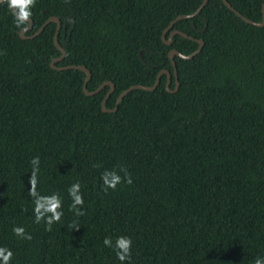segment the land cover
<instances>
[{"label": "trees", "instance_id": "obj_1", "mask_svg": "<svg viewBox=\"0 0 264 264\" xmlns=\"http://www.w3.org/2000/svg\"><path fill=\"white\" fill-rule=\"evenodd\" d=\"M228 1L262 21L264 0ZM202 2L36 0L25 35L59 17L66 57L56 67L88 68L89 92L112 82L106 108L115 109L128 87L155 84L163 69L172 71L176 88L170 49L191 54L200 42L175 34L166 44L162 34ZM56 28L51 23L23 39L7 3L0 4V247L12 251L9 264L264 259V26L242 20L223 0H208L172 28L205 41L192 59L176 55L179 89H168L165 73L157 89L132 90L115 113L102 110L109 86L87 96L83 71L51 67L61 55ZM36 157V195L30 196ZM105 172L121 177L115 189L104 185ZM76 183L84 203L71 209L69 189ZM54 194L62 215L49 231L52 213L42 208L37 223L34 202ZM121 236L132 241L131 259L123 262L116 255Z\"/></svg>", "mask_w": 264, "mask_h": 264}, {"label": "clouds", "instance_id": "obj_2", "mask_svg": "<svg viewBox=\"0 0 264 264\" xmlns=\"http://www.w3.org/2000/svg\"><path fill=\"white\" fill-rule=\"evenodd\" d=\"M4 2L7 3L8 9L10 13L14 17V23L18 29H21L22 31L27 30V26L29 25V20L32 16L31 9L35 6L36 0H4ZM33 167L32 176L30 179L31 188L29 191L30 196L36 195V185H37V175H36V168L35 166L39 163V157L33 158L31 161ZM102 179L104 182V185L107 187H110L112 189H115L117 184L121 182V177L116 174L115 172H105L102 174ZM126 182L131 184L132 180L130 176H126ZM80 189V184L76 183L72 185L69 189V194L71 197H74V201L71 205V209L75 207L77 204H83V198L81 195H77V191ZM106 190V189H105ZM35 220L37 223L41 221V217L43 216V213L41 212V209L43 208L47 212H51L52 215L47 218V230H51V225L53 221H59L61 219V212H58L57 209L61 206V200L59 199V196L54 194L50 197H41L40 199H37L35 202ZM13 232L20 236L21 238L25 239H31V236L27 233H25V230L23 227H14ZM106 246L111 247V240L109 238H105L103 242ZM131 239L128 237H119L116 241V248L118 249L116 255L118 259L123 262L125 260L131 259ZM13 256V253L11 250L0 247V258L3 260V264H9V261L11 260ZM255 264H264V259L257 258L255 260Z\"/></svg>", "mask_w": 264, "mask_h": 264}, {"label": "water", "instance_id": "obj_3", "mask_svg": "<svg viewBox=\"0 0 264 264\" xmlns=\"http://www.w3.org/2000/svg\"><path fill=\"white\" fill-rule=\"evenodd\" d=\"M224 3L231 9L233 10L236 15H238L242 20L248 22V23H251V24H254L256 26H264V3L262 5V11H263V18H262V21L260 22H257V21H254L246 16H244L240 11H238L235 7H233V5L228 1V0H223ZM4 2V0H0V4ZM208 3V0H203L202 4L195 10L193 11L192 13H189V14H182V15H179L177 16L173 21H171V23L164 29L163 31V34H162V39L164 41V43L166 44H171L172 43V39H173V36L175 34H180L186 38H190V39H195L197 41L200 42V46L197 50H195L194 52H192L191 54H185L181 51H179L177 48H172L170 49L169 51V57L170 59H172L173 61V64L175 66V74H176V77H177V86L175 89H172L171 88V84H172V78H173V73L171 70L169 69H163L159 72L158 74V77H157V81L155 82V84L153 85H143V84H136V85H132L130 87H128L127 90H125L117 99V107L115 109H107L106 108V103H107V100L108 98L111 96V94L115 91V85L110 82V81H107L105 83H103L98 89H96L95 91H92V92H89L88 89H87V86H88V83L90 82L91 80V72L88 68H86L85 66H82V65H70V66H66V67H56V63L58 62H61L65 59L66 57V51L60 46L59 44V41H58V37H59V34H60V30L62 28V21L59 17H56V16H52L50 17L42 26L41 28L32 36L30 37H27L25 35V32L31 30L33 28V21L30 19L29 20V25L27 26V30L25 31H20V36L21 38L23 39H28V38H35L37 36H39L43 31L44 29L46 28V26H48L49 24L51 23H56L57 24V28H56V33H55V36H54V44L56 46V48L58 49V51L61 53L60 57L58 58H55L52 63H51V67L53 69H56V70H80V71H83L85 74H86V79H85V82H84V85H83V91L84 93L87 95V96H94L98 93H100L106 86H109L110 87V90L109 92L107 93V95L105 96V98L103 99L102 101V110L103 112H106V113H115L119 110V105L121 104V102L124 100V98L134 89H137V88H141V89H145V90H155L158 88V86L160 85L161 83V80H162V76L163 74L167 73L169 75V80H168V89L170 91H177L180 87V78H179V72H178V65H177V61H176V55H179L181 56L182 58L184 59H192L194 58L196 55H198L204 48V45H205V41L204 39H198V38H194L193 36L187 34L186 32L180 30V29H173V26L174 24L176 23V21L178 20H182V19H187V18H191L197 14H199L202 9L205 7V5ZM68 18L65 20V22L67 23L68 22ZM171 30L170 32V36L169 38L167 39L166 38V33L167 31Z\"/></svg>", "mask_w": 264, "mask_h": 264}]
</instances>
